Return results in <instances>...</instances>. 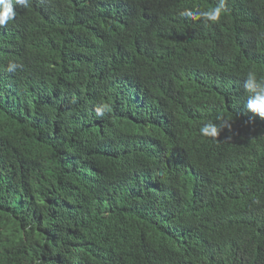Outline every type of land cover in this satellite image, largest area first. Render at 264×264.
Instances as JSON below:
<instances>
[{"label": "trees", "instance_id": "1", "mask_svg": "<svg viewBox=\"0 0 264 264\" xmlns=\"http://www.w3.org/2000/svg\"><path fill=\"white\" fill-rule=\"evenodd\" d=\"M217 3L16 7L0 28V264H264V120L243 106L264 0L180 15ZM217 116L232 130L202 137Z\"/></svg>", "mask_w": 264, "mask_h": 264}, {"label": "clouds", "instance_id": "2", "mask_svg": "<svg viewBox=\"0 0 264 264\" xmlns=\"http://www.w3.org/2000/svg\"><path fill=\"white\" fill-rule=\"evenodd\" d=\"M17 6L27 9L31 6V0H0V28L15 21L17 17L15 9ZM228 11V0H218V3L209 10H185L180 15L202 18L205 22H218L222 18V15L227 14ZM18 67L17 63L9 62L7 70L14 72ZM243 88L247 94L243 106L254 116H258L264 120V75H258L256 72L249 71L244 77ZM108 110L109 105L107 104L98 106L95 109V115L103 117ZM224 129L231 131L232 122L226 120L224 117L217 116L215 121L210 120L201 125L199 132L202 137L216 139Z\"/></svg>", "mask_w": 264, "mask_h": 264}, {"label": "bare ground", "instance_id": "3", "mask_svg": "<svg viewBox=\"0 0 264 264\" xmlns=\"http://www.w3.org/2000/svg\"><path fill=\"white\" fill-rule=\"evenodd\" d=\"M256 133V132H255Z\"/></svg>", "mask_w": 264, "mask_h": 264}]
</instances>
